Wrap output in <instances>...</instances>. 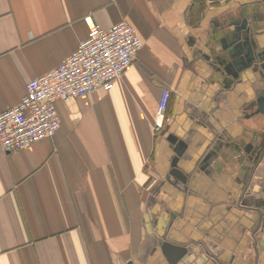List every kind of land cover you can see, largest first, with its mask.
<instances>
[{"label": "crops", "instance_id": "obj_1", "mask_svg": "<svg viewBox=\"0 0 264 264\" xmlns=\"http://www.w3.org/2000/svg\"><path fill=\"white\" fill-rule=\"evenodd\" d=\"M87 19L143 46L112 90L56 102L53 137L0 146V264H264V0H0V113Z\"/></svg>", "mask_w": 264, "mask_h": 264}, {"label": "built area", "instance_id": "obj_2", "mask_svg": "<svg viewBox=\"0 0 264 264\" xmlns=\"http://www.w3.org/2000/svg\"><path fill=\"white\" fill-rule=\"evenodd\" d=\"M87 38L54 70L25 84L20 102L0 113V146L5 152L28 149L53 137L60 125L56 102L110 91L131 66L143 43L124 21L108 29L87 19ZM169 91L164 89L153 125L165 127Z\"/></svg>", "mask_w": 264, "mask_h": 264}, {"label": "water", "instance_id": "obj_3", "mask_svg": "<svg viewBox=\"0 0 264 264\" xmlns=\"http://www.w3.org/2000/svg\"><path fill=\"white\" fill-rule=\"evenodd\" d=\"M247 42L246 43H244V44H242V46L243 47H247ZM263 53L264 52H260V53H258V52H255L253 55H255V60H254V62L256 63V65H258L260 62H261V57L263 56ZM250 67V66H249ZM234 76H236V77H238V75H237V73L236 74H234ZM168 140L172 143V144H175V143H177V139H176V137L175 136H169L168 137ZM178 147V146H177ZM176 151V150H175ZM176 153L178 154V155H180V152H177L176 151ZM262 153V150L259 152V155ZM212 155H213V152H210L207 156H206V158H205V162L206 161H208L209 159L211 160V157H212ZM177 158V157H176ZM176 158H174L173 159V161H172V164H171V169H170V171H169V175H168V177H167V180L168 181H170L171 182V180H172V182L174 183V184H177L179 187H183L185 184H186V182H187V176L181 171V170H179L178 168H177V164H176V161H177V159ZM259 159V158H258ZM258 161V160H257Z\"/></svg>", "mask_w": 264, "mask_h": 264}]
</instances>
